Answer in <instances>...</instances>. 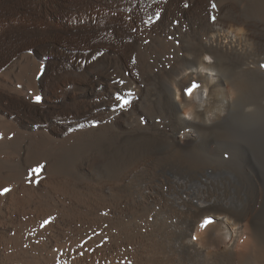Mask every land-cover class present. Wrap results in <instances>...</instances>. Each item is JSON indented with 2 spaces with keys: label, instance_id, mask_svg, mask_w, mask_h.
<instances>
[{
  "label": "bare ground",
  "instance_id": "obj_1",
  "mask_svg": "<svg viewBox=\"0 0 264 264\" xmlns=\"http://www.w3.org/2000/svg\"><path fill=\"white\" fill-rule=\"evenodd\" d=\"M262 63L264 0H0V264H264Z\"/></svg>",
  "mask_w": 264,
  "mask_h": 264
},
{
  "label": "snow or ice",
  "instance_id": "obj_2",
  "mask_svg": "<svg viewBox=\"0 0 264 264\" xmlns=\"http://www.w3.org/2000/svg\"><path fill=\"white\" fill-rule=\"evenodd\" d=\"M184 7L187 8L188 5L185 3ZM211 8H212V9H216V8H217V5L213 2V3H211ZM159 19H160V14L158 13V14H157V21H156V22H159ZM216 19H217V17H216L215 15H211V16H210V20H211L213 23L216 22ZM156 22H154V23H156ZM171 38H172V37H169V39H171ZM146 42H147V41H146ZM177 43H179V41H177ZM98 55H99V54H98ZM92 59L95 60L96 57L93 56ZM133 62H135V61H133ZM260 67H261V68H264V63H262V64L260 65ZM118 83L121 84V85H123V84L125 83V81L120 80ZM199 87H200V85H199L198 83H196L195 81H193V82L191 83V86H190V87H187V86H186V87L183 88V93H184L185 95L191 96L192 93H193V91H194L195 89H198ZM115 99H116L117 101L120 102V104H119V107H120V108H124V107H126V106L130 103L129 100H127L124 96L119 95V94L116 95ZM35 101H36L37 103H40V102L42 101V98H41L40 96H36V97H35ZM34 171H36V170H34ZM9 191H10V189L5 188V189H3L2 192H0V194L7 193V192H9ZM50 223H51V218L48 219V220H45L44 223L41 225V227H46V226H48ZM212 223H213L212 218H211V217H207V218H205L204 222L200 225V227H201V228H205V227L209 226V225L212 224ZM192 239H193V240H196L197 237H196V236H193Z\"/></svg>",
  "mask_w": 264,
  "mask_h": 264
},
{
  "label": "clouds",
  "instance_id": "obj_3",
  "mask_svg": "<svg viewBox=\"0 0 264 264\" xmlns=\"http://www.w3.org/2000/svg\"><path fill=\"white\" fill-rule=\"evenodd\" d=\"M226 35L229 36L233 41L244 40L245 39V29L242 26L241 27H235V28L229 29L228 32L226 33ZM204 59L210 60V58L208 56H205ZM198 71L208 72L209 75H215L214 72H211V71H209V69L204 68V67L199 68ZM232 96L234 97L235 93H232ZM178 99H179V97H177V100ZM191 111H192L191 109H188L187 112L184 113L185 118L190 120V121L191 120H199V117L192 115ZM205 121L207 123H211V121H212V113L211 112H209L207 114V116L205 117ZM223 219H225L229 224L233 223L232 220L228 219V217H226V216L223 217ZM234 228L238 229V228H240V225L236 224V225H234ZM197 239H199L198 236H197ZM241 243H243V241H241ZM200 246L203 247L204 245L201 244Z\"/></svg>",
  "mask_w": 264,
  "mask_h": 264
},
{
  "label": "rangeland",
  "instance_id": "obj_4",
  "mask_svg": "<svg viewBox=\"0 0 264 264\" xmlns=\"http://www.w3.org/2000/svg\"><path fill=\"white\" fill-rule=\"evenodd\" d=\"M237 183V182H236ZM235 184V183H234ZM239 187H240V184H239Z\"/></svg>",
  "mask_w": 264,
  "mask_h": 264
}]
</instances>
